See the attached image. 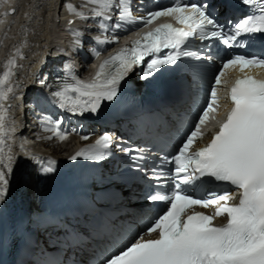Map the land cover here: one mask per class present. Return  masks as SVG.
I'll return each mask as SVG.
<instances>
[{"label": "snow or ice", "instance_id": "6c2138e0", "mask_svg": "<svg viewBox=\"0 0 264 264\" xmlns=\"http://www.w3.org/2000/svg\"><path fill=\"white\" fill-rule=\"evenodd\" d=\"M239 2L248 13L234 21L229 19L225 27L213 15L218 10H209L207 0H175L140 16L133 14L129 0H84V6H93L91 17L66 0L70 13L85 20L96 19L101 32L110 30L106 22L113 19V11L116 23L111 29H120L126 23L142 26L129 42L95 66L90 79L79 78L71 63L64 65V75L57 79L49 97L59 109L72 114L97 113L105 101L116 99L121 82L141 65L144 67L138 75L147 80L162 67L176 65L184 58L212 61L213 56L188 47L193 39L216 40L228 49L251 46L253 40H259L261 45L258 53L233 54L221 60L196 122L173 154L163 158L162 162L173 165L172 169H153L157 187L164 190L151 192L147 199L165 207L150 214L143 231L103 264H264V0ZM160 20L164 22L156 23ZM72 31L77 37L75 43L80 45L81 34ZM118 39L115 35L111 39L95 38L98 45L118 43ZM93 55L98 58L100 51L93 49ZM17 58H24L20 49L7 59L0 74V202L9 193L16 160L12 144L17 126L10 117V101L18 99L17 90L21 87L12 83L14 70L19 66ZM193 71L194 78L202 76L201 68ZM222 100L229 103L218 119ZM51 124L46 130L53 136L61 141L68 138L61 131L60 122ZM209 124L218 130L206 146L194 149ZM112 144L111 135H101L70 159L102 161ZM121 151L131 153L133 149L124 147ZM132 159L142 161L144 157ZM55 164L48 159L42 171L54 172ZM166 181H171V188H164ZM197 208L214 211L206 214ZM218 218L225 222L215 223Z\"/></svg>", "mask_w": 264, "mask_h": 264}, {"label": "bare ground", "instance_id": "6f19581e", "mask_svg": "<svg viewBox=\"0 0 264 264\" xmlns=\"http://www.w3.org/2000/svg\"><path fill=\"white\" fill-rule=\"evenodd\" d=\"M7 1L8 0H0V74H2V72L4 71L5 59L13 55L17 49L21 50L24 57L23 59L17 58V64L19 66L14 71L15 75H17L18 77L13 76V81V79H20L26 69L34 71L36 65H38V59L41 62L45 61L44 55L47 51V49H45L46 45L50 44L51 46H53L52 43H55L57 45L56 51L61 50V46H59L60 42H58L57 39H54L52 35L56 31V28L59 26L55 15V10L58 7V3H61L63 0H25L26 2H28V6L26 7L27 10L25 9L24 12H21V8L16 5L14 7L19 9V12L14 11L13 16H9L6 12H4V8L7 6V4L12 5L14 0L11 3H7ZM19 13H22V16L20 17L21 19L25 18V13H27V16L29 13L32 16L29 20L28 17L27 19L25 18L26 20H28V22L20 37H18L17 33L12 30L13 22H15L16 20L23 23V21L19 18ZM8 35H10L9 41L6 39ZM62 35L71 36L69 33L64 32H62ZM84 44L88 45V41H85ZM37 47H39L38 49L41 52L45 50V53L40 54V58H36V56L38 55L36 50ZM27 48L28 50H26ZM51 57L55 58L54 62L57 61L58 67H64L62 63L63 60L57 59L55 55H52ZM27 62L29 64H26ZM60 70H58V77L63 76V72H60ZM30 84H28V86H30ZM21 96L22 100H20L21 97H18V99L10 101V103H12L13 105V108L10 111V117L16 123L20 118V112L22 109L26 112H30L28 109L30 105L28 104L33 101V97H31L32 91H29L28 93L23 91ZM48 119L50 123L47 127L51 126L53 117L49 116ZM47 127L43 125L39 126V133L41 132L42 135L36 142V144H38V147L34 148V151L40 153V161H45L46 157L49 156L50 159L54 160L56 164H58L66 157L71 156L75 152L76 148L74 147L73 143L81 142V140H78L80 136L77 133L72 132V135L66 140H64L63 142H58V140H56L53 135H49L51 131L46 130ZM92 130L93 128L90 127L89 132H92ZM25 133L27 134V136L32 137L28 132ZM49 137L52 138L49 139ZM12 147L14 155L19 159L24 156L26 152L30 153L31 151L29 149L26 150V148H28L29 146L28 142L22 137V132L21 134L15 133ZM21 165L24 167V163H22ZM139 208L141 207H134V209H136V212H139Z\"/></svg>", "mask_w": 264, "mask_h": 264}]
</instances>
